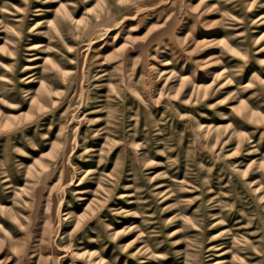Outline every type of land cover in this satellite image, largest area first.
<instances>
[{"label":"rangeland","instance_id":"1","mask_svg":"<svg viewBox=\"0 0 264 264\" xmlns=\"http://www.w3.org/2000/svg\"><path fill=\"white\" fill-rule=\"evenodd\" d=\"M0 264H264V0H0Z\"/></svg>","mask_w":264,"mask_h":264}]
</instances>
